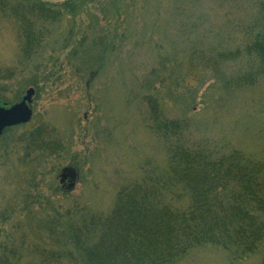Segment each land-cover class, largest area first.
<instances>
[{"label":"rangeland","instance_id":"374dc122","mask_svg":"<svg viewBox=\"0 0 264 264\" xmlns=\"http://www.w3.org/2000/svg\"><path fill=\"white\" fill-rule=\"evenodd\" d=\"M72 1L76 12L52 26L30 59L22 55L17 23L0 17V96L13 103L36 89L31 121L0 138V256L9 264L15 248L17 264L39 263L30 254L35 237L55 247L43 225L52 209L79 204L106 214L121 186L164 175L165 148L146 122L150 92L168 117L189 119L195 135L223 138L264 160V78L230 91L223 81L254 63L246 54L218 58L248 42L257 13L251 0ZM42 123L66 148L38 161L24 155L18 132ZM66 168L75 171L71 190V177L61 184ZM177 264H264V242L241 259L206 245Z\"/></svg>","mask_w":264,"mask_h":264},{"label":"trees","instance_id":"16d2710c","mask_svg":"<svg viewBox=\"0 0 264 264\" xmlns=\"http://www.w3.org/2000/svg\"><path fill=\"white\" fill-rule=\"evenodd\" d=\"M89 1L93 0H78L82 4ZM251 3L257 13L249 27L248 42L218 54L224 60L246 54L254 63L250 71L223 81L230 91L254 86L264 78V0ZM76 6L72 0L59 5L45 0H0V17L17 23L22 55L30 59L44 46L52 26L66 13L74 14ZM203 57L201 54V60ZM191 58L196 60V53ZM159 80L164 79L159 75ZM189 93L195 90L190 88ZM144 100L149 106L147 126L166 151L164 175L145 174L142 180L121 186L106 214L79 204L62 211L52 209L43 225L44 235L55 247H42L43 239L35 237L39 242H33L30 254L39 259L38 264H177L193 249L206 245L241 259L263 244L264 160L223 138L195 135L189 119L168 117L160 99L151 92ZM184 101L187 104L186 98ZM16 102L0 96L1 105ZM27 124L6 128L0 138ZM18 141L24 142V155L38 161L66 148L62 136L45 123L19 131ZM19 238L25 240V235ZM19 254L16 248L9 251L8 256L15 257L13 264L19 262ZM7 258L1 255L0 264H9Z\"/></svg>","mask_w":264,"mask_h":264},{"label":"water","instance_id":"95a60500","mask_svg":"<svg viewBox=\"0 0 264 264\" xmlns=\"http://www.w3.org/2000/svg\"><path fill=\"white\" fill-rule=\"evenodd\" d=\"M34 94V87H29L19 102L14 103L10 107L0 105V135L6 128L28 123L32 119L33 110L31 103ZM68 176L71 178L75 177V171L66 168L62 174L61 182H64Z\"/></svg>","mask_w":264,"mask_h":264},{"label":"flooded vegetation","instance_id":"af4514ba","mask_svg":"<svg viewBox=\"0 0 264 264\" xmlns=\"http://www.w3.org/2000/svg\"><path fill=\"white\" fill-rule=\"evenodd\" d=\"M70 183V182H69Z\"/></svg>","mask_w":264,"mask_h":264}]
</instances>
